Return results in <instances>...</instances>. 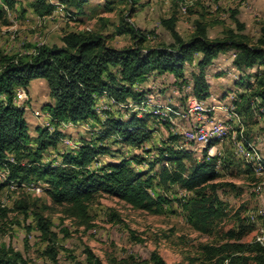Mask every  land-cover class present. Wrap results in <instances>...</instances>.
<instances>
[{
    "label": "trees",
    "instance_id": "trees-1",
    "mask_svg": "<svg viewBox=\"0 0 264 264\" xmlns=\"http://www.w3.org/2000/svg\"><path fill=\"white\" fill-rule=\"evenodd\" d=\"M56 1L72 8L78 15L84 14V8L89 3V0ZM123 1L129 9L114 28L113 36H127L130 40L128 46L114 48L108 44L107 37L81 31L64 34L60 39L61 46H32L31 53L18 55L0 52V176H4L0 178L4 181L0 182V196L5 188L22 187L25 190L28 185L39 182L46 186L40 190L41 193L48 197L52 205L59 207L66 218L78 219L82 225H87L89 206L98 194L116 198L133 209L160 214L170 201L153 192V188L177 186L189 193L187 199L178 200L187 223L197 232L210 235L226 215L217 195L218 189L223 187L217 182L220 173L216 167L220 158L208 155L219 140H211L201 150L198 161L192 159L190 150L174 145L177 136H170L164 147L159 148L157 158L148 164L147 172L132 167L143 163L140 156H123L116 162L90 170L89 166L98 156L110 152L105 145L107 140L113 139V143L139 148L150 141L155 133L150 123L162 119L154 116V112L140 116L145 111L132 110L124 116L104 112L105 120L101 121L97 115L96 101L105 96L114 105H139L147 100V92L140 90L139 85L150 76L166 73H175L176 77L182 78L184 66L200 55L195 65L197 71L190 74V95L196 103L201 104L210 97L205 69L213 64L220 53L231 51L235 55L232 60L234 68L262 69L253 74L257 87L251 96L258 98L260 106H264V24L253 43L243 33L245 26L238 20L236 9L230 11L236 29L225 30L222 38L210 39L207 26L196 21L193 33L183 39L176 30L177 18L173 14L168 19L160 20L172 42L147 46V35L130 22L140 0ZM19 4L20 0H0V21L6 24V10H13ZM28 5L39 18L51 16L56 9L51 0H32ZM34 80L46 82L50 103L42 110L50 116L54 126L93 122L100 126V130L89 141L83 140L78 147L64 151H57L63 138L57 131L49 133L48 128H36V136L31 137L25 112L14 101L16 92L20 89L27 92ZM247 108L251 110L249 103ZM48 151H55V158L45 162L44 156ZM156 164H160L161 168L153 172ZM233 164V160H221L222 168L227 171ZM245 173L253 176L251 180H254L251 164L245 166ZM11 211L25 218L32 216L34 226L31 229L27 227L28 233L36 230L46 241L55 238L50 221L43 217L34 203L21 198L10 210L0 201V223L7 219ZM243 236L241 229L238 234L230 232L229 239L240 240ZM202 249L204 258L212 264H264V243L242 246L226 242L219 246L205 245ZM85 253V264H100L88 249H85ZM45 254L49 264H58L54 248H48ZM151 260L153 264H164L156 254H152ZM0 264L33 263L23 253L0 245ZM70 264L83 263L73 260Z\"/></svg>",
    "mask_w": 264,
    "mask_h": 264
},
{
    "label": "rangeland",
    "instance_id": "rangeland-1",
    "mask_svg": "<svg viewBox=\"0 0 264 264\" xmlns=\"http://www.w3.org/2000/svg\"><path fill=\"white\" fill-rule=\"evenodd\" d=\"M31 1L20 0V4L13 10H6L7 23L0 21V52L18 55L31 53L32 46H61L60 39L64 34L81 31L107 37L108 44L114 48L130 45L127 36H113L114 28L129 9L123 0H89L82 15L51 0L56 9L51 16L45 18H39L31 11L28 5ZM236 9L238 20L245 26L243 33L254 43L259 36V28L264 24V0H140L130 22L147 35V46L168 45L172 41L160 20L168 19L174 14L177 18L176 30L183 39L193 33L196 21L207 26L210 39L222 38L225 30L236 29L230 18V11ZM220 55H226L229 59L235 56L231 51ZM199 56H195L192 63L186 64L182 73L185 71L189 75L190 66L196 65ZM214 65L216 70L222 68L219 63ZM261 70L258 67L239 70L230 66L220 69L217 74H222L224 85L209 88L210 97L201 104L192 99L190 88H170L167 79L165 82L160 81L156 87L151 85L150 80L146 81L142 84L143 90L147 92V100L144 102L158 108L140 109L145 111L140 116L155 112L154 116L162 118L149 125L155 130L152 139L139 148L113 143V139H109L105 145L110 152L98 156L89 166L93 170L105 163L116 162L123 156H140L143 163L132 167L147 172L148 164L157 158L159 148L164 147L170 136H177L178 140L174 145L190 150L192 159L196 161L200 160L201 150L211 140L220 139L208 155L213 157L215 154L220 158L216 167L220 173L217 182L223 184V187L218 189L217 195L226 215L212 234L197 232L187 223L186 214L178 200L187 199L189 193L177 186L153 188V192L170 201L160 214L133 209L123 201L98 194L89 206L87 225H82L78 219L66 218L61 209L52 205L40 190L26 192V188L8 187L1 192L2 206L11 210L21 198L27 199L30 204L34 203L43 217L50 221L55 238L46 241L36 230L28 233L27 227L31 229L34 226L32 216L25 218L22 214L11 211L7 219L0 223V245L10 246L23 253L33 264H49L45 253L51 247L57 253L58 264H70L73 260L85 264V249L100 264H153L152 254H156L164 264H212L204 258L202 248L205 245L219 246L226 242L242 246L264 243V106H260L258 98L251 96L257 87L253 74ZM168 74L176 76L175 73ZM38 82L40 81L31 82L34 93L32 97L28 91L21 92L20 89L16 94L20 93L22 98L14 101L25 112L31 137L36 136V128H48L49 133L57 131L63 135L57 151H64L78 147L83 140L89 141L100 130V126L93 122L78 123L75 126L60 123L57 127L54 126L50 116L42 110L50 103L46 82L41 80L44 87ZM188 97L189 102H185ZM247 103L251 110H248ZM132 105L133 103L123 105L122 109L101 96L96 101V111L103 121L104 112L124 116L133 112L129 108ZM196 110L199 111L196 112L194 125H205L207 122L208 126L217 127L224 124L227 135L221 138L208 136L207 143L201 144L202 148L184 141L188 128L191 130L194 127L190 126L188 114ZM31 118L35 125L29 122ZM49 151L44 156L45 162L55 158L56 152ZM222 159L233 160L232 168L228 171L223 169ZM247 164H251L258 181L255 177L251 180L253 176L245 173ZM258 165L263 171L257 168ZM160 168L161 165L156 164L153 172H158ZM0 182L4 181L0 179ZM241 229L244 236L240 240L229 239L230 232L238 234Z\"/></svg>",
    "mask_w": 264,
    "mask_h": 264
},
{
    "label": "crops",
    "instance_id": "crops-1",
    "mask_svg": "<svg viewBox=\"0 0 264 264\" xmlns=\"http://www.w3.org/2000/svg\"><path fill=\"white\" fill-rule=\"evenodd\" d=\"M199 58H200V56H199ZM232 60H233L232 58L229 59L226 55H220L219 54L218 57L214 60L213 64L205 69V79L209 85V88H214V86L218 88V87H222L224 85V84H222V83H224V79L222 78V74L219 75V74H217V72L220 71V69H224L225 67L230 66L231 68H233ZM215 63H219L222 68H218L217 70L214 69ZM190 67H191V69L189 71V75H187L186 72L184 71L182 73L183 74L182 78H178L176 76H172L171 74L166 73V74H163L161 76H150L147 79V81L150 80L152 82L151 85L156 87L158 84H160V81L165 82V79H167V83H170V85H171L170 88H176V86H179V88L180 87L181 88H191L192 81H191L190 74L194 73L195 70H197V69H196L195 65L190 66ZM39 81L40 82H38V83H40V85L42 87H44L43 82H41V80H39ZM138 88H141L143 90L144 87H142V84H141L138 86ZM161 88H165V86H161ZM27 91L29 93V96L32 97V95L34 93L31 90V83L29 84ZM47 96H48V89H47ZM29 122L31 124L35 125L33 118H31L29 120ZM30 135H32V134L30 133ZM49 153H52V152H49Z\"/></svg>",
    "mask_w": 264,
    "mask_h": 264
},
{
    "label": "bare ground",
    "instance_id": "bare-ground-1",
    "mask_svg": "<svg viewBox=\"0 0 264 264\" xmlns=\"http://www.w3.org/2000/svg\"><path fill=\"white\" fill-rule=\"evenodd\" d=\"M112 104H114L112 101H111ZM120 108L123 109V106H119ZM129 108H131L130 110H137V111H140V109H144V108H158V107H155L153 105H150L146 102H142L141 104L137 105V104H133L132 106H129ZM128 108V109H129ZM127 109V108H126ZM100 110V109H99ZM155 113V112H154ZM175 115V114H173ZM170 120V118H169ZM191 133H194V134H201L202 133V126H194L192 127V129L190 130V132H186L184 134V141L188 142V143H198V135H191ZM227 135V128L225 127L224 124H219V126L216 127L215 129V137L216 138H220V137H224ZM208 137V136H207ZM207 137L205 138H201V144H205L207 143ZM210 137V136H209ZM210 139V138H209ZM220 140V139H219ZM263 167V166H262ZM258 169H261L263 171L262 168H260V166L258 165L257 167ZM34 189V184H30L26 187V192H29V190H32Z\"/></svg>",
    "mask_w": 264,
    "mask_h": 264
},
{
    "label": "built area",
    "instance_id": "built-area-1",
    "mask_svg": "<svg viewBox=\"0 0 264 264\" xmlns=\"http://www.w3.org/2000/svg\"><path fill=\"white\" fill-rule=\"evenodd\" d=\"M24 90H21V92H23ZM22 96L20 95V93L16 94V99H21ZM185 102H189V97L186 99ZM199 110H196L194 113H189V121L191 122L190 126H202V133L201 134H194L191 133V135H198V143H192L194 146L198 147V148H202L201 146V138H205L207 136H211V135H215V129L216 126H208L207 122H205V125H194V118L196 117V112ZM188 132H190V127L188 128ZM221 138V137H220ZM215 156V154H214ZM259 173V172H258ZM6 175H7V171H6ZM45 184H41V183H34V189L35 190H44L45 188Z\"/></svg>",
    "mask_w": 264,
    "mask_h": 264
}]
</instances>
